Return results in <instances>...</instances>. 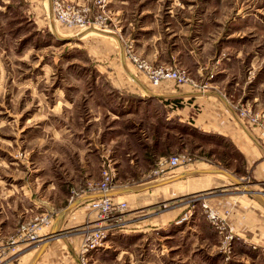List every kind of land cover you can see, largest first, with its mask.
I'll return each instance as SVG.
<instances>
[{"label":"crops","instance_id":"1","mask_svg":"<svg viewBox=\"0 0 264 264\" xmlns=\"http://www.w3.org/2000/svg\"><path fill=\"white\" fill-rule=\"evenodd\" d=\"M0 1V18L3 21L15 17L33 19L35 25L30 31L35 33L36 29L38 35L45 26L56 37L51 0ZM114 3L117 4L111 5L112 8L123 13V3L130 5L131 0H114ZM151 9L146 6L138 8L141 20H138L136 30L139 32L134 37L136 50L154 64L187 68L196 82L207 79L208 87H195L189 83L177 85L172 81L152 85L136 71L125 55L118 36L113 35L117 37L115 43L108 38L87 37L89 32L82 33L81 37H87V45L92 49L90 53L96 54L97 71L75 75V89L70 93L65 91L51 95L47 99L50 102L48 109L39 114L41 121L29 124L39 125L32 132H24V135L29 134L32 141L31 149L39 147V151L33 152L30 167L21 170L23 174H19L22 179L19 187L12 188L19 192V200L11 203L5 201L13 211L5 212L3 206L0 208L3 235H9L20 221L43 209L54 212L45 234L53 229L59 230V234L44 243L42 238L37 243L20 244L18 254L4 264H81L78 253L83 229L79 228L86 215L90 216L88 201L101 192L95 190L69 200V189L99 177L101 151L105 157L110 156L116 167L117 179L109 195L114 201L124 200L131 205L145 203L154 188L168 187L170 183L171 191L206 189L217 185L215 177L219 178L218 174H226L236 184H242L238 181H241L240 175L243 174L236 176L238 171L231 167H227L230 172L224 168H202L201 163H196L192 170L174 168L157 179L135 184L123 183L122 177L144 175L151 161L156 162L160 156H164L172 144L169 142L170 135L177 139L191 133L197 136V131L217 135L238 152L246 172L259 181L264 180V145L259 137L261 127L249 125L238 115L233 103V90L237 91L241 81V61L232 57L214 59V50L218 46H213L216 40L212 39L214 29L210 25L198 26L194 31L199 34L188 37L193 23L185 20L194 17L190 14L192 11L181 14L172 11L160 23L163 13L158 17L157 9L154 14ZM171 15L181 20L179 25L175 24ZM121 19L133 20L128 15L123 17V14ZM163 25L165 29H172V33H175L172 26H176L180 34L188 37V44L184 46L173 42L170 47L162 38ZM126 31L129 32L128 29ZM210 73L213 74L212 78H208ZM232 78L235 79L232 81L234 85L230 82ZM127 121L129 124H126ZM191 174L196 176L189 179ZM252 192L263 194L261 191ZM229 198L228 194H224L216 200L223 207L229 206ZM261 198L264 205V196L261 195ZM229 211L238 228L257 229L262 224L253 207L237 204L230 206ZM177 214L178 210H168L160 216L144 218L143 223L151 224L165 217L164 221L167 222ZM241 214L245 215L244 219L240 218ZM137 230L144 231L124 227L112 232L103 247L87 256L85 264L88 258V264H104L105 248L109 242L120 246L119 234L122 231L126 236H133L132 231ZM139 235L146 234L142 232Z\"/></svg>","mask_w":264,"mask_h":264},{"label":"rangeland","instance_id":"2","mask_svg":"<svg viewBox=\"0 0 264 264\" xmlns=\"http://www.w3.org/2000/svg\"><path fill=\"white\" fill-rule=\"evenodd\" d=\"M66 1L87 8L88 27H69L52 16L56 25L53 26L56 32L54 37L45 26H42L38 35L36 29L35 33L30 31L35 25L33 19L15 17L3 21L0 18V208L3 206L5 212L13 211L5 201L11 203L13 200L16 202L19 200L17 198L20 196L19 192L13 191L12 188L19 187L22 181L19 174H23L21 170L30 167L29 160L33 152L39 151V147L31 149L32 141L29 139V134L24 135L26 131L32 132L33 128L38 129L39 125L29 124L41 121L39 114L48 109L50 102H47V99L51 95L65 91L70 93L75 89L76 81H73L75 75L97 71L96 54H91L92 49L87 45V37L108 38L117 43L115 36H118L128 59L130 58L127 49L128 46H132L139 56L152 62L140 54L135 47L134 37L139 32L136 27L138 20H141L138 8L141 6L152 8V14L156 13L157 9L158 17H161L163 13L160 23H162L161 19L168 17L172 11L180 14L184 11H192L190 14L194 17L188 19L186 15L185 20L193 23L188 37L199 34L194 30H197L200 25L212 26L214 35L211 36L213 40H216L213 46H218L216 51L214 50L215 55L213 53L214 59L232 57L241 61L239 63L241 81L237 85V91L233 90L234 108L238 111L241 105H245L251 110L263 112L261 125L264 127V0H131L130 5L123 3L125 11L123 13L112 8L111 5L117 4L114 0ZM122 14L123 17L125 15L132 17L134 21L122 20ZM175 15H171V19L179 25L181 20H177L178 17ZM134 22L136 24L133 28ZM163 26L162 38L170 47L173 46V42L184 46L188 44V37L180 34L176 26H172L175 33H172V29H165L166 26ZM84 32H89L88 35L86 34L87 37H81ZM174 66L185 68L179 65ZM135 69L139 72L136 67ZM185 69L193 78L190 71ZM139 73L147 79L142 72ZM212 77L213 74L210 73L208 78ZM230 80L232 83L235 79ZM207 81L206 79L198 82L207 84ZM126 124L129 122L127 121ZM196 134L197 136L191 133L181 139L170 135L169 142L172 144L163 155L185 153L189 159L177 169H193L196 163H201L202 168L228 170L227 167H231L232 170L238 171L237 174L234 172L236 176H239V173L243 174L240 175L242 184H236L226 174H218L219 178L215 177L217 185L206 189L171 191L170 183L168 190L165 189L168 188L165 185L154 188L150 192V199L148 198L145 203L131 205L125 201L127 209L122 225L110 230L103 243L91 249L87 256L103 247L112 232L124 227L127 229L136 227L144 229L142 232L146 235H139L142 232L138 230L132 231L133 236L131 234L126 236L125 231L120 232L121 244L118 246L112 241L109 242V246L105 248L107 254L104 264H264V205L261 198V195L264 196V180L259 181L246 172L242 168L238 152L223 139L207 132L197 131ZM140 136L143 137V135ZM103 156L101 151L99 177L91 181L100 179L101 168L110 159V156ZM111 162L115 168L112 188L117 179V173L114 162L112 160ZM156 162H150L148 168L144 170V175L131 174L122 177V182L135 184L157 179L169 173L150 174ZM194 176L196 174H191L188 178L191 179ZM88 182L78 187H70L69 200L73 190L78 193L86 190ZM252 191H261L263 194ZM224 194L230 197L228 207H221L216 200ZM80 195H74L72 200ZM196 197L200 199L196 200ZM201 200L214 206L221 214L225 209L237 204L253 207L262 219V224L257 229L238 228L229 215L227 219L232 236L224 240L207 217ZM179 206H181L180 209H177ZM168 210H178V214L167 222L164 221L165 217L164 220L159 218L151 224L143 223L144 218L160 216ZM53 213L52 209H43L23 221H40V218L45 217L43 224L38 228V232L44 234L52 222ZM240 218L244 219L245 215L241 214ZM23 221H20L9 235L13 234ZM91 223L90 216L86 215L79 229L85 230L91 226ZM0 227L1 229L3 227L1 223ZM68 230L73 231V229ZM6 261L7 259L4 263Z\"/></svg>","mask_w":264,"mask_h":264},{"label":"built area","instance_id":"3","mask_svg":"<svg viewBox=\"0 0 264 264\" xmlns=\"http://www.w3.org/2000/svg\"><path fill=\"white\" fill-rule=\"evenodd\" d=\"M51 8L55 20L69 26L84 28L89 26L87 8H84L77 3L67 2L66 0H51ZM127 54L134 66L139 72H142L148 81L155 86H159L164 81H172L177 85L189 83L194 86L205 88L206 82H196L190 77L189 72L185 68L174 65L154 64L143 58L133 50L132 46H128ZM241 118H244L249 125L260 126L259 137L264 145V127L261 125V118L263 112L251 110L245 105H241L237 111ZM189 157L185 153H176L165 156H160L155 167L150 174H165L172 169L184 164ZM114 167L109 159L101 168V177L98 181H89L86 190H81L80 193L72 191L71 200L74 195L85 194L91 191L99 190L101 194L93 197L88 201V212L92 223L88 228L83 230L82 239L79 244V261L81 264L86 263L87 253L103 243L107 233L110 230L121 226L125 219V210L127 203L124 200L114 201L109 195L112 182L114 180ZM148 174V175H150ZM196 200L200 197H196ZM201 205L212 225L218 232L228 239L232 236L231 226L228 222L227 216L229 209L218 211L214 206L201 200ZM187 217V216H184ZM45 217L40 218V221H23L13 234L3 235L0 227V264H4L7 259L14 258L19 252V245L22 243H37L42 238L43 240L47 234L38 232ZM48 221H46L47 223Z\"/></svg>","mask_w":264,"mask_h":264},{"label":"water","instance_id":"4","mask_svg":"<svg viewBox=\"0 0 264 264\" xmlns=\"http://www.w3.org/2000/svg\"><path fill=\"white\" fill-rule=\"evenodd\" d=\"M238 183H241V181H238ZM245 189H246V187H245ZM58 234H59V230L53 229L51 232H49V233L47 234V236H46L45 239L43 240V243L46 242V240H48V238L54 237V236H56V235H58Z\"/></svg>","mask_w":264,"mask_h":264},{"label":"bare ground","instance_id":"5","mask_svg":"<svg viewBox=\"0 0 264 264\" xmlns=\"http://www.w3.org/2000/svg\"><path fill=\"white\" fill-rule=\"evenodd\" d=\"M52 10V9H51ZM52 14H53V11H52Z\"/></svg>","mask_w":264,"mask_h":264}]
</instances>
